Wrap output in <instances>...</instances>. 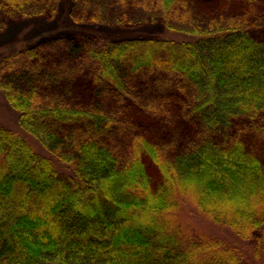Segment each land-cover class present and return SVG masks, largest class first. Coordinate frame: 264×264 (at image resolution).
Returning a JSON list of instances; mask_svg holds the SVG:
<instances>
[{
    "label": "trees",
    "instance_id": "obj_1",
    "mask_svg": "<svg viewBox=\"0 0 264 264\" xmlns=\"http://www.w3.org/2000/svg\"><path fill=\"white\" fill-rule=\"evenodd\" d=\"M59 2L0 0V29ZM69 17L167 34L0 56L19 128L0 124V264H264V0H70Z\"/></svg>",
    "mask_w": 264,
    "mask_h": 264
},
{
    "label": "rangeland",
    "instance_id": "obj_2",
    "mask_svg": "<svg viewBox=\"0 0 264 264\" xmlns=\"http://www.w3.org/2000/svg\"><path fill=\"white\" fill-rule=\"evenodd\" d=\"M70 0H60L56 15L51 20L41 17H25L8 21L4 28L0 29V56L10 51L19 49L25 45H31L37 41L47 39L57 35L75 36L77 33H84L92 37L105 38H134L138 36H162L167 31L161 26H141L134 28H110L101 25L74 24L69 17ZM164 31H162V30ZM169 33V32H168ZM0 124L14 130H19L17 123V113L5 102L0 91ZM24 134L23 132H21ZM31 142L35 140L31 136L25 135ZM199 230L204 231L203 224L196 223ZM213 225L208 224L207 229L213 230ZM222 236L218 232L215 233ZM223 237V236H222ZM224 238V237H223ZM229 240L228 237H225ZM224 238V239H225ZM233 242L232 240H229ZM228 243V241H227ZM229 244V243H228ZM248 245V243H247ZM245 245V246H247ZM238 246L246 249L242 241L238 239ZM248 249V248H247Z\"/></svg>",
    "mask_w": 264,
    "mask_h": 264
}]
</instances>
